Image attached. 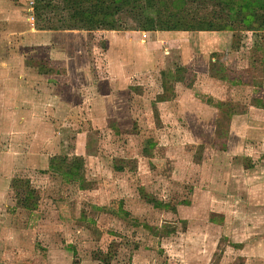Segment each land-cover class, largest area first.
Segmentation results:
<instances>
[{"label":"rangeland","instance_id":"obj_1","mask_svg":"<svg viewBox=\"0 0 264 264\" xmlns=\"http://www.w3.org/2000/svg\"><path fill=\"white\" fill-rule=\"evenodd\" d=\"M71 1L0 0V264H264V30L242 0H89L105 29L42 46L83 25ZM202 22L230 38L207 92L161 28Z\"/></svg>","mask_w":264,"mask_h":264},{"label":"crops","instance_id":"obj_2","mask_svg":"<svg viewBox=\"0 0 264 264\" xmlns=\"http://www.w3.org/2000/svg\"><path fill=\"white\" fill-rule=\"evenodd\" d=\"M32 6H27V11H32ZM29 20V18H27ZM35 31V30H34ZM61 33L62 35H66L65 33L67 34H75L77 33L78 31L77 30H63V31H53V30H43V31H37L38 34H41V44L42 46L43 45H47L48 44V34L50 33ZM65 32V33H63ZM176 34V35H175ZM180 35V36H178ZM173 36L174 38L173 39H183L187 42L186 45H189V47H187L185 50L187 51L186 55L188 58H190V64L189 65H192L191 67H193L194 63L192 62L193 60L191 59V55L190 54H195V55H199L200 56V59H201V62L205 65V70L201 71V70H193L192 69V73H193V81L195 83H198L200 84V87H204L203 89V92H207V87H211L210 85V77H209V72H208V64L211 63L213 61V59H211V61H209L207 58H205L207 55L209 54H212V55H215V54H218L219 52H222V51H225L227 49H229V44H230V38L228 37L227 34H210L209 31H193V32H189V31H186L185 33H179V32H176L171 35ZM177 36V37H176ZM45 37V38H43ZM182 37V38H181ZM123 40H125V42H128L130 43L132 46H134V48L136 49H140V51H143V47L144 49L147 48V40L146 41H142V40H135V39H130V35L123 38ZM208 40H212L211 43H209V45L207 44L208 43ZM150 47L153 48L154 46V42L153 41H150ZM194 48H197L196 50ZM137 50V51H138ZM230 51V49H229ZM146 52V51H144ZM144 58H148L147 57V53H144L142 54ZM139 52L136 53V60H137V63L139 64ZM142 57H141V60H142ZM186 63V62H185ZM214 63H216V60L214 61ZM188 64V63H187ZM126 67L123 66V85L125 84V79H124V75H128L129 73V68L125 69ZM136 69H139L138 66L135 67ZM127 70L126 74H125V71ZM190 71V70H188ZM137 79V77H135ZM212 79V78H211ZM130 84H128L126 87H128ZM214 86V84H213ZM125 87V86H124ZM125 87V88H126ZM176 88H179L178 85L176 86ZM177 91H180L182 93L181 90L179 89H176ZM77 91V89H76ZM206 94V93H204ZM253 108H255V106H253ZM251 116H253V113L250 112L249 113ZM245 118H249V115H245L244 113H241V114H236L234 116V120L236 119H240L243 120ZM12 245L15 246V237L12 238Z\"/></svg>","mask_w":264,"mask_h":264},{"label":"trees","instance_id":"obj_3","mask_svg":"<svg viewBox=\"0 0 264 264\" xmlns=\"http://www.w3.org/2000/svg\"><path fill=\"white\" fill-rule=\"evenodd\" d=\"M100 1V0H97ZM92 1L89 0H72L71 1V9L74 8V10L70 13L71 19H77L79 18V22L83 23L80 27L70 25H64V29L68 30H74V29H87V30H94L97 28H103L105 29V23L104 20L98 18L100 13L106 14L109 10L108 7H105L104 4L101 2L99 4L93 5L90 3ZM44 2H39V4L34 7L36 11L41 10L43 8L42 4ZM49 3V2H48ZM90 3L91 5L88 7H85L84 4ZM233 7H231L232 10ZM234 13H236V16L243 17L242 20L246 21V19H249L250 21L253 19V22L255 25H252V30H264V0H242L241 3L235 5L234 7ZM245 10H249L248 12H245ZM203 23V22H202ZM249 26V25H248ZM156 28V27H153ZM161 28L167 29V30H177V29H183L185 31H209V30H219L224 29V25H221L219 27L213 26L212 22L208 23V26L205 27L204 23L201 27H178V26H163ZM250 28V27H249ZM55 30V28H53ZM145 30V29H144ZM147 30V29H146ZM41 74V70L37 71ZM78 161V160H77ZM76 161V163H77ZM77 166V165H76ZM79 167V165H78ZM14 182V181H13ZM25 193L24 196L20 199H18L17 202H19L20 206L23 207L26 210L31 209V200L28 198V192L30 191L28 181L25 182ZM34 191V190H32ZM22 194H20L21 196ZM19 196V197H20Z\"/></svg>","mask_w":264,"mask_h":264},{"label":"built area","instance_id":"obj_4","mask_svg":"<svg viewBox=\"0 0 264 264\" xmlns=\"http://www.w3.org/2000/svg\"><path fill=\"white\" fill-rule=\"evenodd\" d=\"M30 6H32V2H30ZM29 20H30V21H33V20H34V16H33L32 13H31V16L29 17Z\"/></svg>","mask_w":264,"mask_h":264}]
</instances>
